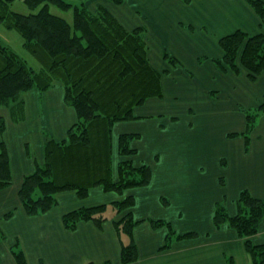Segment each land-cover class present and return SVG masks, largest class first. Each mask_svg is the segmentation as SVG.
I'll list each match as a JSON object with an SVG mask.
<instances>
[{"label": "crops", "instance_id": "1", "mask_svg": "<svg viewBox=\"0 0 264 264\" xmlns=\"http://www.w3.org/2000/svg\"><path fill=\"white\" fill-rule=\"evenodd\" d=\"M136 2L138 5L127 2L115 7V3L105 0L103 4L97 3L96 6L107 8L127 30L139 26L147 28L148 57L155 69H165L159 56L163 60L161 45L170 40L174 43L175 50L182 54L178 55L186 60L192 46L196 47L201 43L207 48L212 47L213 55L207 60L212 72L207 76L201 72L195 77L179 68L177 72H169L167 76L163 74V96L148 99L141 107L136 108L134 120L114 125L113 140L122 133L141 135L145 126L141 120L157 121L152 122L151 129L158 137L157 141L163 147L164 154L157 151L145 157L140 155L136 140L132 142V147L137 151L131 158L133 163L146 164L151 169V179L147 186L128 189L121 195L105 192L101 187H93L85 198H79L74 191L61 192L56 195V205L37 216L26 214L18 196L19 189L24 177L44 164L47 139H65L67 130L77 121L75 110L65 103L64 88L60 83L44 92L33 89L22 93L18 100L22 104L21 112L17 102L0 107V118L4 121L0 142H4L6 146L12 176L11 185L0 191V232L4 235V239L0 241V264H17L10 249L16 242L27 264H104L107 261L121 264L120 249L126 244L128 237L117 232L114 222L123 213L117 214L111 204L128 195H132L135 201L130 209L133 218L141 221L132 231L138 257L130 264H226L230 257L235 264H251L242 240L226 225L216 228L212 216L215 204L222 201L230 207L228 213L235 214V201L243 189L248 190L255 198L264 199V114L259 117L251 132L247 148L243 136L229 139L227 135L225 137L223 130L218 137L221 140L219 145L211 136L223 121L224 112H229L228 109L235 110L234 103L239 100L240 92L241 96L246 94L248 102L256 97L255 91L259 98L264 97V72L255 82H246L247 86L241 88L234 82L242 73L224 74L213 61L222 57L218 46L219 38L235 30H242L249 35L257 34L261 28L259 19L246 0H191L189 4L181 0H162L167 8L164 9L166 17H159L156 7H152L155 4L159 6L158 2ZM191 9L200 17L199 22L193 21ZM171 13L177 17L181 14L183 21L177 19L171 22ZM166 23L173 25L179 32L171 31ZM195 25L198 26L197 32L200 30L198 33L202 35L197 39L190 35V32H194ZM213 25L221 32V37L211 38L203 31ZM174 32L177 34H172ZM177 35L181 39L185 37L186 41L182 42ZM193 58L196 59L197 56ZM216 74V85H203V80L207 82L208 77L215 78ZM244 80L248 81L247 78ZM175 92L186 98L188 114L193 111L191 106L200 112L199 121L193 125L199 124L198 129L202 130V135L196 136L189 131L191 117L188 118L185 134L181 133L180 128L175 135H171L170 131L167 135L160 134L165 131L162 128L166 127V119H169L168 123H176L177 118L172 115L173 112L163 108L166 93L176 98ZM215 93L216 96H213ZM217 104L228 105L217 107ZM240 124L239 117H235L230 126L237 128ZM136 125L142 126L139 129ZM193 143L198 145L196 153ZM185 155L193 162L196 160L193 166H189L190 162H184ZM225 158L227 163L221 164L220 160ZM116 163L115 159L113 166ZM221 179L223 184L220 183ZM163 199L167 202L170 200V205L172 201L178 205L172 218L183 216V225L173 228L176 235L195 234L193 238L173 237L170 246L165 249L161 247L165 243L167 229L155 228L150 223V220L169 222L167 214L170 215V210L164 205ZM97 205H106L107 219L100 226L92 221H83L73 230L64 227L62 216L65 213ZM251 240L257 244L264 243V218Z\"/></svg>", "mask_w": 264, "mask_h": 264}, {"label": "trees", "instance_id": "2", "mask_svg": "<svg viewBox=\"0 0 264 264\" xmlns=\"http://www.w3.org/2000/svg\"><path fill=\"white\" fill-rule=\"evenodd\" d=\"M19 0H0V25L16 32L22 39L23 49L35 58L34 67L0 41V107L18 102L22 93L29 90L44 92L56 83L64 88L65 103L75 110L77 121L69 127L65 139L45 142V161L24 177L18 196L29 216H37L52 209L56 195L74 191L85 198L90 188L101 187L105 192L123 194L128 189L147 186L151 169L146 164L135 165L131 158L137 153L132 142L140 138L136 133H122L116 138L118 162L113 161V127L116 123L135 119L134 111L148 99L161 98L160 72L148 57L145 28L127 30L103 6L90 11L85 2L66 0H20L29 9L19 13L12 4ZM121 4L120 0H112ZM189 4L191 0H181ZM264 28V0H246ZM66 15L68 20L54 12ZM222 57L213 64L222 73L239 75L245 71L249 82H255L264 72V34L249 35L242 30L219 38ZM163 59L175 68L180 62L163 53ZM264 114V103L245 113V146L257 119ZM4 121L0 118V132ZM228 134V138L239 136ZM12 183L9 158L4 142H0V191ZM223 184V179L220 180ZM164 200V199H163ZM167 201L164 200V203ZM135 201L132 195L112 202L117 214L123 215L114 222L117 232L129 242L120 249L121 264L137 260V246L132 238L135 220L130 209ZM236 213H228L223 203L214 208L212 222L216 228H231L243 242L251 264H264V243L251 240L264 218V199L253 197L243 189L238 194ZM106 205L83 207L65 213L62 222L73 230L79 222L92 221L101 225L107 218ZM10 214H7L9 216ZM153 227H165L167 234L161 249L170 246L172 238H193L194 233L176 235L169 222L150 220ZM4 235L0 232V241ZM11 253L17 264H27L16 242ZM104 264H111L109 261ZM226 264H235L232 257Z\"/></svg>", "mask_w": 264, "mask_h": 264}, {"label": "rangeland", "instance_id": "3", "mask_svg": "<svg viewBox=\"0 0 264 264\" xmlns=\"http://www.w3.org/2000/svg\"><path fill=\"white\" fill-rule=\"evenodd\" d=\"M66 1H69L70 3H79L81 1H83V2H85V4L88 7V9L90 11L94 12L96 10V8L98 7V6H96V4L97 3L103 4L105 0H66ZM109 1H112V0H109ZM120 1H121V4H116L115 3V7H118V6H121V5H125V3L127 4V2H133L134 5H138V2H136V0H120ZM150 2H152V3L158 2L160 4L159 6L156 5V4L154 6H152V7H156L155 8L156 14L159 17H166L167 16V15H165V14H167V12H166V10H164V9H167V8L162 3V0H150ZM140 3H142V2L140 1ZM95 6H96V8H95ZM12 9L14 11H16V12H19V13H28L29 12V9L27 8V6L24 5L22 3V1H20V0L13 2ZM54 12L59 14V15H61V16H63V17H66L68 20L71 19L70 13H67L66 15H64V14L58 12L57 10H54ZM190 13H191V15L193 17L192 18L193 21L199 22L200 17H198V15H196V12L193 9L190 10ZM170 18H171V22L177 21V19H180L181 21H183V16L181 14L178 17L175 16L174 14H172L170 16ZM166 25H167V23H166ZM172 26H171L170 23L167 25V27H169V29L171 31H178V30L175 29V27H172ZM139 27H141V26H139ZM197 27L198 26L195 25L194 32H190V35L192 36L193 39H197V38H200L202 36L200 33H198V32H201L200 30H198V32H197V30H196ZM144 28H146V27H144ZM186 28L188 29V27H186ZM208 28H209L208 30H203V31H206L211 36V38H213V37H216V38L217 37L218 38L221 37V32L216 30L215 25H213L212 27H208ZM145 30H146V32H145V38L144 39L146 40L147 28ZM259 33H263L264 34V28L261 27L259 29ZM172 34H177V33L174 32ZM177 38L181 39L180 35H177ZM181 40H182V42L186 41L185 37H183ZM0 41L2 42V44L7 45L10 48H12L16 53L19 54L20 57H22L23 59L27 60L30 65H32L34 67H38V64H37L35 58H33L31 55H29L23 49V47H22V39L19 37V35L16 32L7 31L0 25ZM156 41L160 42V40L158 38H156ZM156 46H157V43H156ZM161 46L163 47V52H166L168 55L176 58L180 62V64H178L176 66L177 68H173L164 59L162 60L160 58V56H159V59L162 61L161 63L163 64V67H165V69H163V71H160V72H165L168 69L164 73L166 76L169 75V72L170 73H172L173 71L177 72L179 68H182L185 71H188L189 75H192V76H195V77L197 75H200L201 72H203L206 76L208 75V73L210 74V72H212V70L207 65L208 58L211 57V55H213V53L211 54V50H212V52H214L212 47L211 48L210 47L207 48L206 46H204L201 43H199V45L196 46V47L192 46L191 47L192 49L190 50V53H189V58H188V60H186L182 56H179V55H182V54L178 53L175 50L174 43L171 42L170 40L167 41L166 43H164ZM201 51H204V52H201ZM195 55L197 56L196 59L193 58V56H195ZM241 73H242L241 76H239V78L237 77L238 79L235 80L234 83L238 87L242 88L244 86H247V83L249 81L244 80L246 78L245 71L241 70ZM227 74L233 75L232 73H227ZM217 80H218V77H217V74H216L215 78H209L208 77V81L207 82H205L203 80V85H207V87H212V86L216 85V81ZM175 94H177L176 98H172L170 95H168L166 93V96H165V100L166 101H165V103H163V108L167 109V111L169 109V110H171L173 112L172 115H174L177 118L176 123H168L169 119H166V121H165L166 127H164V126H163V128L161 127L162 130L165 128V131H164V133L161 132L160 134L167 135L168 132L170 131L171 135H175V133H177L176 131L178 130V128H180L182 130L181 133L185 134V132L187 130V126L186 125L189 122L188 118L191 117L192 118V120H191V124L192 125H191V127H189V131H192L194 135L198 136L200 134V132H202V130L198 129L199 124L198 125L196 124L197 126L193 125V124L197 123L199 121V118L201 116L200 112L196 108L191 106L193 108V111L190 114H188L187 110H186L187 107L185 106V103H187V101L185 100L186 98L184 99L182 97V95L179 94V93L175 92ZM255 95H256V97L253 98V101L252 102H248L249 99H247L248 97L246 96V94L243 93V95L241 96V92H240L239 100L234 103V109L236 111L232 110V109H228L229 112H224L225 116L223 118V121L221 123H219V126H217L215 128V130H214V135L211 136V137H213L212 138L213 140H215V139L217 140L218 145L221 142V140L218 139L221 131L224 130L225 137H226V135L228 137V134H231V133H236L237 135H239V134H242L245 131V125H246L245 113L247 111H249V110L256 109L260 104L264 103V97H260L259 98V96L257 94V91H255ZM213 96H216V93L213 94ZM220 98H218L219 99L218 102L220 101ZM181 99H184V100H181ZM227 105L228 104H217V107H227ZM235 117L236 118L239 117V119L241 120V124L238 125L237 128H234L233 125L230 126V123L235 120ZM258 119H257V121H258ZM141 121H143V123L145 125L143 127L144 131L140 133L142 135V136L140 135V138H139L140 141L139 140L135 141V144H136V146L138 147V149L140 151V155H144L145 157H148L149 154H153V153H155L157 151H161L162 154H164V152H163L164 150H162L163 147L160 146L158 141H157L158 137L154 135V133H153V131L151 129L152 122H157V121H151V119H149V120L145 119V120H141ZM136 126H138L139 129H140V127L142 125H136ZM200 135H202V134H200ZM239 136H241V135H239ZM239 136H236V137H239ZM229 139H233V138H229ZM114 142L115 143H114V148H113V152H112L113 160L115 161V159H116V161L118 162L119 158L117 157L116 139H114ZM192 145H193L192 147H194V149H195L194 153H196V151H197L196 148H198V145H196L195 143H193ZM191 160L192 159H190L188 156H186L184 158V162L186 164L190 162L189 166H193V163L196 160L194 162H193V160L192 161ZM220 163L221 164H226L227 163V159L226 158L225 159H221ZM170 203L171 202L169 200L168 202H166L164 204V205L168 206V208L170 210V215L168 213L167 216L170 217L169 222H172L171 223L172 228H177V226H181V224L183 222V220H182L183 216L181 218H177L176 216H175V218H172L173 217V213H174V211L177 210V206L178 205H177V203L174 204L173 201H172L171 205H170ZM221 203H223L224 206H226L227 211H230V207L226 205L225 201H222ZM166 219H168V218H166ZM124 237H125V235H124ZM128 242H129V240H128V238H126V244Z\"/></svg>", "mask_w": 264, "mask_h": 264}]
</instances>
